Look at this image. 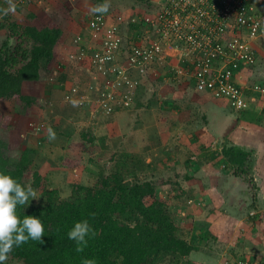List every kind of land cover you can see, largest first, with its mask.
Returning <instances> with one entry per match:
<instances>
[{
  "label": "rangeland",
  "instance_id": "rangeland-1",
  "mask_svg": "<svg viewBox=\"0 0 264 264\" xmlns=\"http://www.w3.org/2000/svg\"><path fill=\"white\" fill-rule=\"evenodd\" d=\"M35 1L39 3L42 0H22L17 4L25 2L29 4ZM104 2L105 0H103ZM108 2L110 4L109 11L114 10L117 5L119 7L128 5V1L124 2V0V3L121 4L119 2L122 1L118 0H108ZM93 5L91 8L99 4L94 3ZM140 8L142 9V7ZM144 8L147 6L144 5ZM155 9L150 7L147 10L153 12ZM67 12L66 7L65 9L58 8L54 12L53 10L48 11L47 8L46 11L38 13L35 20L23 15L19 19V24H27L30 21L38 23L52 16L55 22L63 28L73 26V19ZM72 12L78 15L79 9H73ZM91 13L89 11L82 14L78 24L83 25L84 20L86 21ZM77 30H79L78 26ZM76 33L72 32L70 35L68 32L65 37L67 39L68 36L70 38L73 36L72 42L75 44H69L70 48L68 46L70 51L66 53L73 54L63 58L64 62L68 60L64 69L57 68L60 64L57 63L58 60H55L48 67L49 73L47 72L45 77L39 81L23 83V93L34 97L35 104L24 112H20L13 101L0 102V114L9 118L6 123H4L5 119L0 121V137L7 143L10 157L16 158V154L25 147L34 148L36 169L49 179L50 186L58 189V196L61 198L71 195L74 184L90 185L100 176H111L115 172L121 173L126 180L133 179L136 174L137 178L148 179L155 185V198L163 200L168 205L178 235L185 240L191 242L197 235L195 230L203 231L208 225L212 226L214 232L218 231L222 238L218 239V242L222 240L220 243L224 246L231 241V238L240 239V236L244 235L240 221H243L242 226H245L248 213L243 208H237L240 211L238 225L225 221L229 214L224 213L222 209L235 199L228 193L230 184L223 182V176L231 175L232 178L240 180L236 184L239 189L236 190L239 192V190L246 189L247 196L251 195L252 197V191L255 189L249 190L248 186L252 182L246 183L247 175L237 173L235 167L224 161L221 154L222 149H220L223 144L217 141L218 138L213 140L210 138L209 141H203L204 143L201 144L204 149L199 148L198 150L195 143L198 140H203L204 137L203 134L196 135L189 131L193 124H191L193 121L190 122V120H194L192 106H180L181 112L176 113L179 115H175L172 108L163 109L158 98L162 96L163 99H166L176 96L173 90L169 91L171 88H168L165 94L166 87H162L165 91H161V89L157 91L152 87L153 94H157L156 97H158L149 101L144 95V88L148 89L149 83L145 87H140V81L132 74L134 73L132 70L130 71L131 76L133 75L136 81L131 80L130 84L132 85L123 87L118 92L120 95L116 97L115 101L106 102L100 99L104 72L90 71L91 74L88 73L89 68H85L86 63L84 64L85 57L83 58L80 53H75L77 44H82L80 43L82 38ZM3 39L0 36V42ZM15 40L14 37L9 41L15 43ZM86 48L90 54L92 45H87ZM171 56L172 62L170 64L167 61V66L179 64V53L171 54ZM167 58H170V55ZM166 60L165 58L164 61ZM155 64L160 65L162 62ZM151 69H149L152 72L148 79L152 83L160 75V72H155L153 67ZM149 70L148 72H150ZM168 70L170 69L168 68ZM172 73L170 71L169 75L172 76ZM64 74L66 76L60 82L62 83L60 86L56 80ZM147 74L146 72V74L140 73L139 75L144 78ZM172 77L179 79L183 78L184 74L177 77L174 74ZM57 84L59 86H56ZM137 95L140 99L137 98ZM140 95L142 96L140 97ZM73 101L76 102L75 106ZM185 110L188 112L192 110L191 118H185L184 114L187 113ZM202 124L203 122H200V125ZM49 127L56 133L55 140L48 139L47 129ZM84 135L86 139L89 136L93 138L92 145H90V147L93 146L91 153H84L78 166H65L64 163L68 160L66 148L69 142L71 140L80 141ZM206 139L208 138L206 137ZM209 160H214L217 165L211 168L203 165V163L208 164ZM248 161H250L249 158ZM205 169L208 170L204 171ZM234 175H241V178ZM151 200L147 198L146 203L149 204ZM33 201L37 202L38 199H33ZM246 202L247 199H241L237 207L241 208ZM211 210L212 214H209ZM253 217L255 218L254 215ZM249 223V226L254 225L253 222ZM235 226H238L237 230L233 229ZM200 240L201 242L205 241L201 238ZM230 246L233 247L235 244L231 243ZM254 251V248L243 249L241 247L239 252L253 255ZM190 255L191 264H204L200 251L192 252ZM226 261L228 260L226 259ZM160 264L170 263L164 261Z\"/></svg>",
  "mask_w": 264,
  "mask_h": 264
},
{
  "label": "trees",
  "instance_id": "trees-1",
  "mask_svg": "<svg viewBox=\"0 0 264 264\" xmlns=\"http://www.w3.org/2000/svg\"><path fill=\"white\" fill-rule=\"evenodd\" d=\"M143 2L148 8H156L155 3ZM28 17L35 20L36 15L30 12ZM0 29L8 32L0 44V102L13 101L24 112L36 102L23 93V83L39 81L49 73L48 67L59 60L65 37L75 32V26L63 28L52 17L27 24L5 17L0 19ZM14 37L15 43H10ZM58 78L63 80L65 75ZM2 119L6 123L9 118L0 114ZM92 140V136L86 139L85 135L80 141L71 140L64 165L78 166L81 156L91 153ZM35 153L34 148L25 147L12 158L6 141L0 137V171L11 174L22 185L30 184L40 195L37 202L18 206L17 214L21 219L25 215L40 217L45 227L43 242L29 240L15 247L5 264H191L189 257L197 246L178 235L168 205L155 198V185L150 180L139 179L136 174L126 180L115 172L100 176L90 185L74 184L71 195L61 198L58 189L36 169ZM221 154L237 173H249L248 152L224 146ZM147 198L152 199L149 204ZM81 220L89 222L93 234L77 251L67 232Z\"/></svg>",
  "mask_w": 264,
  "mask_h": 264
},
{
  "label": "built area",
  "instance_id": "built-area-1",
  "mask_svg": "<svg viewBox=\"0 0 264 264\" xmlns=\"http://www.w3.org/2000/svg\"><path fill=\"white\" fill-rule=\"evenodd\" d=\"M155 6L148 15H112V21L108 14L88 18L90 65L105 76L100 99L115 101L123 87L136 81L131 70L146 74L155 63L179 53V64L169 65L173 76L189 75L197 91L225 100L233 110L245 108V94L235 74L256 63L253 41L264 40V20L254 0H158ZM123 23L142 25L143 31L126 42L119 28ZM253 89L264 93L259 84ZM219 264L264 263L243 255Z\"/></svg>",
  "mask_w": 264,
  "mask_h": 264
},
{
  "label": "crops",
  "instance_id": "crops-1",
  "mask_svg": "<svg viewBox=\"0 0 264 264\" xmlns=\"http://www.w3.org/2000/svg\"><path fill=\"white\" fill-rule=\"evenodd\" d=\"M118 1H122L119 2V4L128 1V5H123V7H119V5H117V7L115 6L116 8H114V10L108 11L106 14H108V18H111L110 21H112V15L121 14L125 17H129L132 15L141 16L151 13L147 10L149 9L148 7L144 8L143 6L145 5V2H143L145 0H124V2L123 0ZM146 1L152 3H154V1L156 2V0ZM11 2L16 6L15 13H9L8 15H3L2 13H0V19L8 17L10 20L18 23H20L19 19H21L23 15H25V17H28L30 13L28 11H31L35 15H38V13L43 12L44 10L46 11L47 8L48 11L53 10L54 12L58 8L62 7L63 9H65L66 7V10L68 11L67 14H69V16H71V18L73 19V26H75L76 28L75 33L76 31H78L76 33L77 36H80L82 38V40L80 41V43L82 44H77L76 42L78 46L77 49H75V53H80L83 58L85 57L84 64L86 63L85 68H89L87 70L88 73H90V71L95 72L93 70V67H91L90 62H87L88 60H86V57L89 53V50L86 47L87 45H92L89 32L86 28V23L88 18L93 13H91L90 16L87 17L86 21L84 20L83 25L80 26L78 24L81 15L86 12L88 13L90 11L88 9L94 6V2L92 0H42L39 3L35 1L36 3L30 2L29 4H27V2H25L24 4H17L19 3L18 0H11ZM102 3L103 2H101L100 4ZM254 5L259 15L264 20V0H254ZM8 6L9 0H0V10L7 9ZM140 7H142V9ZM123 8H125V10H123ZM73 9H79L78 15L75 12H72ZM77 26L79 30H77ZM119 28L122 35L125 37L126 42L135 33L143 31V26L135 23H123L119 26ZM7 33L8 32L6 31V29H0V36H2L4 39L7 37ZM71 34L72 32L70 33V35ZM72 38L73 36L71 38L68 36V38L62 45L60 50V58L57 62L58 64H60V66H56L57 68L60 67V69H64L67 65L66 62H68V60L64 62L63 58L65 59L69 54V56L73 54L66 53L67 51H70L68 49V46L70 48L71 44H75L72 42ZM3 40L1 42H3ZM9 40H12V38H10ZM253 46L257 53L256 63L251 66H243L239 68L235 74V81L241 86L246 98L245 108L238 111L231 109L225 100L215 98L209 92L197 91L194 87L193 80L189 75H184L183 78L179 79H175L172 77L173 75H169L170 70H168L169 66H167L168 64L166 62L168 61L171 64L172 58L166 57L167 60L162 62V64H155L152 66L155 72H160V77L158 76L154 81H152V83L148 79L150 77L149 75L151 74L152 69L149 70L150 72H147L148 74L145 75L144 78L135 71L134 73H132L135 75V78L139 79V81L141 82L139 84L140 87H145L149 83L148 89L146 87L144 88V95H146L149 101H152V98L157 99L158 97H156L157 94H153L154 89H156L157 91H159L160 89L161 91H165L164 89H162V87H166L165 94L168 88H171L169 89V91L173 90L175 92L176 96H172L166 99H163L162 96L158 98V101H160L161 105H163V109L172 108L173 113H175V115H179L176 113L181 112L179 109L181 108L180 106H192V108L194 109L193 116L191 115L192 110L190 111L191 113L185 110L187 111V113L184 115H186L185 118L187 119L191 118V116L194 119L190 120V122L193 121L191 122V124L193 123L194 125L192 124V127L189 128V131L196 135L203 134V140H198L195 143V147L198 150L199 148L204 149V147H202L201 145L204 143L203 141H209L210 138L211 140L218 138L217 141H220V143L223 144L220 149H222L224 146H237L250 154V173L246 174V177H248L246 178V183L252 182L251 185L248 186L249 190L251 188L255 189L253 191L250 190L253 193L252 197L251 195L247 196L246 189L239 190V192L236 190L239 189L236 184L240 180L232 178L231 175L223 176V182H227L230 184L228 193L233 195L235 199L230 201L225 206V208L222 209L224 213L229 214L228 218H225V221L231 224L234 223L238 225V213H240V211H238L237 208H243L244 210H246V213H248L246 221L247 226H242L243 221H240V223H242L240 227H242L244 235L240 236V239L231 238V241L224 246L220 243L222 240L218 242V239H222L221 235L217 230H215V232H217L215 233L211 225L205 226V230L203 231L196 229L195 231L197 235L194 237V240H191V242L197 246V249L194 250L193 253H198L200 251L203 255L204 264H217V262H219L223 258L225 260L227 259L228 261L233 262L243 255L252 256L256 261H261L262 263H264V93L253 89V86L257 84L264 87V40L261 38L254 40ZM171 78H173L174 80ZM56 81H58L57 83H59L61 86L62 83L60 82L62 80H59V78H57ZM156 85H158L159 87ZM56 86L59 85L57 84ZM152 87H154V89H152ZM200 122H203V124L200 125ZM206 137L208 139H206ZM215 163L217 162H215L214 160H209L208 164L203 163V165H207V167L211 168L212 166L217 165ZM207 170L208 169H205L204 171ZM235 177L241 178V175H236ZM241 199H247V202L244 203V206H241L240 208L237 207V204ZM234 201H236V203H234ZM209 214H212V210ZM253 215L255 216V218L253 217ZM249 222H253L254 225L249 226ZM234 228L237 230L238 226L233 227V229ZM200 238L202 240L205 239V241L201 242ZM231 243H234L235 246L231 247ZM241 247L243 249L254 248V254H248L247 252L246 254H244L243 252H239ZM236 251L238 252V254Z\"/></svg>",
  "mask_w": 264,
  "mask_h": 264
},
{
  "label": "clouds",
  "instance_id": "clouds-1",
  "mask_svg": "<svg viewBox=\"0 0 264 264\" xmlns=\"http://www.w3.org/2000/svg\"><path fill=\"white\" fill-rule=\"evenodd\" d=\"M108 0L90 9L93 14H106L109 11ZM16 6L9 0L7 9L0 10L3 15L15 13ZM75 101L73 104L75 106ZM47 136L50 141L56 139L55 131L49 127ZM40 195L29 185H22L11 174L0 171V264H5L9 254L15 247L32 241L43 242L45 227L40 217L25 215L22 219L17 214V207L28 205ZM93 234V229L87 220L75 222L67 232V237L77 245V251L87 244V237ZM86 264H93L86 261Z\"/></svg>",
  "mask_w": 264,
  "mask_h": 264
}]
</instances>
